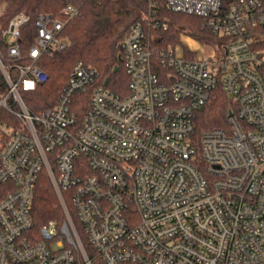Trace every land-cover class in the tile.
Segmentation results:
<instances>
[{
    "label": "built area",
    "instance_id": "built-area-1",
    "mask_svg": "<svg viewBox=\"0 0 264 264\" xmlns=\"http://www.w3.org/2000/svg\"><path fill=\"white\" fill-rule=\"evenodd\" d=\"M142 1L120 46L126 96L93 88L82 120L72 102L97 78L90 65L76 63L38 114L22 96L46 80L40 59L67 46L59 34L78 8L38 15L24 53L30 16L3 27L0 2V264H92L80 231L104 264H264V0ZM163 10L203 19L221 44L198 42L200 57L152 48ZM217 86L237 105L227 127L197 133ZM41 172L64 217L36 228Z\"/></svg>",
    "mask_w": 264,
    "mask_h": 264
},
{
    "label": "trees",
    "instance_id": "trees-1",
    "mask_svg": "<svg viewBox=\"0 0 264 264\" xmlns=\"http://www.w3.org/2000/svg\"><path fill=\"white\" fill-rule=\"evenodd\" d=\"M5 4L2 25L17 13L30 16L29 21L21 28L20 45L25 53L32 45L36 31V17L51 15L62 19L61 10L68 5L78 8V15L70 19L59 34L67 39V46L52 55L40 59V68L46 74V80L34 90L23 92V100L33 114H38L56 104L57 96L67 84L76 63H83L96 69L97 78L94 84L85 91L77 93L72 102V111L82 120L89 105V95L93 88L103 85L123 98L128 92L129 78L124 70L121 41L128 34L136 21L146 14L147 4L142 0H0ZM161 20L167 22L165 30L150 33L152 48H165L168 45L181 44V36L210 46H217L218 40L207 28L203 19L186 14L160 12ZM264 47V44H262ZM184 56L194 59V54L184 51ZM114 68L117 70L114 72ZM154 71L162 75L159 68ZM236 102L227 96L220 86L210 94L208 103L196 114L194 127L197 133L202 130L227 127L229 111L234 112ZM30 215L37 228L50 220L62 222L63 212L52 190L48 178L41 172L36 180L33 192ZM81 238L92 264H104L95 256L82 232Z\"/></svg>",
    "mask_w": 264,
    "mask_h": 264
},
{
    "label": "rangeland",
    "instance_id": "rangeland-1",
    "mask_svg": "<svg viewBox=\"0 0 264 264\" xmlns=\"http://www.w3.org/2000/svg\"><path fill=\"white\" fill-rule=\"evenodd\" d=\"M181 39V46L179 47L177 53L181 54L183 52L182 48H186L188 50L194 51L197 57H200L207 52V48L201 46L199 43L195 42L188 36H184ZM171 46V45H170Z\"/></svg>",
    "mask_w": 264,
    "mask_h": 264
},
{
    "label": "water",
    "instance_id": "water-1",
    "mask_svg": "<svg viewBox=\"0 0 264 264\" xmlns=\"http://www.w3.org/2000/svg\"><path fill=\"white\" fill-rule=\"evenodd\" d=\"M119 60L121 61V58H119ZM116 70H117V68H114V70H113V71L115 72ZM107 82H108L107 80H105V81H104V83H103V84H104V86H106V85H107ZM230 114H231V113H229V115H230Z\"/></svg>",
    "mask_w": 264,
    "mask_h": 264
},
{
    "label": "crops",
    "instance_id": "crops-1",
    "mask_svg": "<svg viewBox=\"0 0 264 264\" xmlns=\"http://www.w3.org/2000/svg\"><path fill=\"white\" fill-rule=\"evenodd\" d=\"M182 37H184V36H181V38H182ZM180 40H181V39H180ZM192 40H193V39H192ZM194 41H195V40H194ZM195 42H197V41H195ZM197 43H198V42H197ZM183 48H184V47H183ZM184 49H186V48H184Z\"/></svg>",
    "mask_w": 264,
    "mask_h": 264
}]
</instances>
